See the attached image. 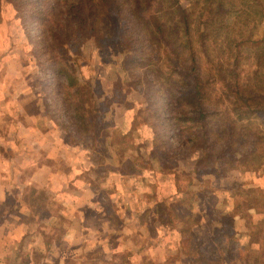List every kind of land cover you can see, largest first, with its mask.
<instances>
[{
	"label": "rangeland",
	"instance_id": "1",
	"mask_svg": "<svg viewBox=\"0 0 264 264\" xmlns=\"http://www.w3.org/2000/svg\"><path fill=\"white\" fill-rule=\"evenodd\" d=\"M163 1L149 0L134 9L138 17L152 23L162 35L166 33L159 13ZM173 1L188 7L196 0ZM218 1L230 13L224 17L221 27L212 30L217 34L211 37L209 43L211 47L220 49L222 58L232 60L234 45L239 37L264 40V0ZM58 2L0 0V80L4 81L0 84V91H3L0 96L3 109L0 112V130L6 133L5 137L11 138L0 144V151L4 150L6 157L10 156L12 144L16 145L13 138L29 134L21 123L30 119L36 121V117H29L27 112L39 114V117L42 114L49 127H58L59 132L54 137L56 140L63 137L68 144L67 152L75 161L77 172L71 178L77 176L79 181L76 183H88L97 189L98 210L86 209V212L113 222L116 232L111 240L119 247L129 244V231L140 223V234L138 231L132 240L135 250H140V254L144 251L146 260L139 254L132 258V252L125 248L117 256V264H132L131 260L137 259H144V264H217L215 258L209 259V254L207 258H202L195 242L208 246L214 252V246L208 242L212 230L215 226L227 228L233 224L236 226L235 243L233 249L220 251L221 263L246 264L244 254L249 248L258 247L259 241L264 239V113L239 122L238 127L242 125L246 129L244 133L251 132L254 140L243 138L241 143L233 145L239 147L235 157L241 161L227 162L225 175H205L201 178L204 184L196 182L193 174L186 175L193 171L195 162V158L190 159L189 156L173 164V169L179 173L177 178L172 172L163 173L159 165L151 160V146H145L153 135L145 117L153 124L165 121L164 101L153 99L157 112L139 116L147 109L148 102L141 87L134 84L136 76H129V63L125 65L127 56L112 57L107 51L100 52L92 39L85 38L71 54L76 62L78 77L90 82L96 107L105 119L103 127H107L109 132L132 131L129 143L122 144L127 156L143 155L140 161L125 157L122 163L119 162L114 159L116 153L109 138H95L93 132L81 133L77 130L80 120L76 117L75 123L76 119L69 117L73 114L72 109L68 112L63 105L66 100L73 102V96L66 94L67 91L60 85L62 77L54 76L49 69V55L45 41L41 40V23L50 25ZM124 7L127 9V5ZM215 25L217 27L218 21ZM241 49L242 77H251L253 72L259 71L258 85L264 87V41L258 48L244 46ZM217 87L229 91L221 80ZM224 105V117L235 118V113L227 112ZM38 124L47 126L44 122ZM156 129L167 135L161 128ZM34 133L37 135L39 131ZM246 139L250 140L249 144ZM26 143L20 145L25 152H37ZM253 146L255 149L251 153L249 149ZM24 160L18 161L15 166L21 167ZM57 160V169L72 170L73 167L69 170L65 162ZM84 160L81 164L80 161ZM199 190H203L207 197L196 198L192 194L193 199L186 203L181 201L184 192ZM174 194L179 200H172ZM42 197L38 195L40 200ZM52 210L60 213L58 207L53 206ZM129 219H137L138 222L129 223ZM259 256V253L251 256L250 262Z\"/></svg>",
	"mask_w": 264,
	"mask_h": 264
},
{
	"label": "trees",
	"instance_id": "2",
	"mask_svg": "<svg viewBox=\"0 0 264 264\" xmlns=\"http://www.w3.org/2000/svg\"><path fill=\"white\" fill-rule=\"evenodd\" d=\"M148 1L59 0L56 11L52 12L54 20L49 26L41 23V40L45 41L51 73L62 77L60 85L66 94L73 96V102L66 100L63 105L68 112L72 109L71 119L78 117L80 120L79 132H93L95 138L110 139L116 153L114 159L121 163L125 157L136 161L142 159L143 155L128 157L122 147L123 143H129L132 131L109 132L103 127L105 119L96 107L90 82L78 77L71 54L76 45L90 38L98 51H107L112 57L126 55L129 58V61L125 60V65L129 63V76H136L134 84L141 87L148 102L147 109L139 116L157 112L153 99L164 101L165 121L153 124L145 117V123L153 133L145 146H151V160L159 165L160 171L172 172L177 178L179 173L173 166L179 159L189 156L195 158V162L193 171L186 175L193 174L196 182H205L201 179L205 175L221 177L226 173L224 166L227 162L241 161L235 157L239 147L233 145L241 143L243 138L254 140L251 132L244 133L246 129L242 125L238 127L239 122L264 113V87L258 85L259 71L244 78L239 61L242 47L258 48L264 40L239 37L234 45V59L225 60L220 49L209 43L217 34L212 30L221 27L224 17L230 13L222 7L221 1L196 0L184 7L178 1L164 0L159 9L166 28L163 35L152 23L134 13L136 6ZM220 80L229 91L218 89ZM224 104L227 112L235 113L232 120L224 117ZM156 128H161L167 135ZM247 139L245 142L249 144ZM254 149L253 146L249 151L252 153ZM164 160L172 166L166 165ZM184 193L181 201L185 203L193 199L192 194L196 198L207 197L203 190ZM172 197V200H179L175 194ZM158 202L157 205L161 206L162 203ZM235 229L234 224L227 228L215 226L212 236L208 237L215 251L198 241L195 242L196 250L202 258L209 254V259L215 258L217 264H223L220 251L233 247ZM257 253L261 256L250 262V257ZM244 255L246 264H264V239Z\"/></svg>",
	"mask_w": 264,
	"mask_h": 264
},
{
	"label": "crops",
	"instance_id": "3",
	"mask_svg": "<svg viewBox=\"0 0 264 264\" xmlns=\"http://www.w3.org/2000/svg\"><path fill=\"white\" fill-rule=\"evenodd\" d=\"M30 113L27 115L35 116L36 121L21 123L29 134L13 138L16 145L11 143L10 156L0 151V264H117V256L125 248L132 252V258L138 254L144 257V251L140 254L135 250L132 240L141 228L138 220L129 219V223L138 222V227L129 231V244L121 248L112 242L116 232L113 222L86 212L98 210L97 189L88 183H76L77 176L71 178L77 172L75 161L63 137H54L59 128L49 127L44 115ZM36 131L39 134L35 135ZM5 134L0 130V144L6 142ZM23 142L37 152H25L20 147ZM22 159V166L16 167ZM57 159L72 170L57 169ZM38 195L43 196L41 200ZM53 206L60 209L59 214ZM144 259L131 261L144 264Z\"/></svg>",
	"mask_w": 264,
	"mask_h": 264
}]
</instances>
